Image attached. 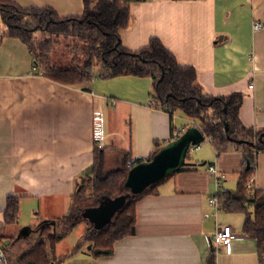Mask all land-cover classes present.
Returning <instances> with one entry per match:
<instances>
[{
    "label": "crops",
    "instance_id": "obj_1",
    "mask_svg": "<svg viewBox=\"0 0 264 264\" xmlns=\"http://www.w3.org/2000/svg\"><path fill=\"white\" fill-rule=\"evenodd\" d=\"M13 1L26 9L51 8L62 17L82 16L85 10L84 0ZM129 9L131 26L120 32L127 49L138 51L158 38L182 66L197 71V85L204 94L241 93L242 123L264 128V29H253L256 21L264 25V0L134 1ZM40 72L44 71L35 67L21 40L4 39L0 235L10 243L2 245L8 264H16L17 257L34 247L45 228L54 231L55 219L82 215L106 199L85 208L74 196L81 188L92 194L89 179L96 170L105 176L124 169L126 162L130 170L138 163L130 167L129 160H149L157 144L175 140L173 130L195 124L180 111L171 116L152 105L150 77L98 78L87 90ZM97 109L103 112V149L94 142ZM202 143L190 149L189 169L173 174L161 182L157 193L139 200L136 233L117 242L111 256L92 255L83 242L89 226L84 221L57 243V258L76 251L62 264H208L215 231L229 226L236 234L231 252L217 250L215 264H261L255 241L242 232L245 216L222 210L216 215L210 205L218 191L209 167L226 175L222 192L235 191L244 155L234 148L218 154L208 138ZM253 176L255 188L264 192V152L257 156ZM10 196L19 198L20 213L17 222L8 225L4 214Z\"/></svg>",
    "mask_w": 264,
    "mask_h": 264
},
{
    "label": "trees",
    "instance_id": "obj_2",
    "mask_svg": "<svg viewBox=\"0 0 264 264\" xmlns=\"http://www.w3.org/2000/svg\"><path fill=\"white\" fill-rule=\"evenodd\" d=\"M84 2L82 16L62 17L51 8L26 9L13 0H0V46L5 38L21 40L28 47L35 67L43 69L44 75L51 80L67 86L88 90L98 78H152V105L164 108L171 115L180 111L193 120L195 124L192 125L200 128L205 140H210L218 154L234 148L244 155L237 189L216 196L222 211L245 216L242 232L255 241L259 261L264 264V192L255 186L247 188L248 179L256 171L257 156L264 152V128L247 127L242 123L243 95L233 93L215 97L204 94L197 85V71L182 66L158 38L151 39L148 46L138 51L127 49L120 32L131 26L132 17L129 5L122 0ZM53 55L57 56L56 60ZM64 57H68L66 63L61 61ZM162 146L156 145L151 158ZM188 161H191L190 157ZM190 165L180 171L189 169ZM128 170L127 162L124 169L105 176H100L96 170L94 179H89L92 194L87 195L81 188L75 198L80 203L92 200L98 205L101 198L122 196L128 192L125 187ZM160 184L151 186L143 194H132L103 229H96L89 223L83 242L90 246L92 255L111 256L117 242L135 235L136 205L144 196L157 193ZM19 213V198L8 197L4 223H16ZM84 221L87 220L80 212L55 219L54 231L45 228L35 246L17 257L16 264H62L63 259L74 256L76 251L57 258V243ZM4 238L0 235V245H4ZM208 260V264H215V249Z\"/></svg>",
    "mask_w": 264,
    "mask_h": 264
},
{
    "label": "water",
    "instance_id": "obj_3",
    "mask_svg": "<svg viewBox=\"0 0 264 264\" xmlns=\"http://www.w3.org/2000/svg\"><path fill=\"white\" fill-rule=\"evenodd\" d=\"M204 140V134L199 127L187 128L179 138L164 145L151 159L136 164L128 171L125 181L127 193L117 198H106L98 206L84 209L83 217L96 229H103L110 224L132 194H143L151 186L163 182L192 164L187 161L190 149ZM9 244V240L4 243L5 246Z\"/></svg>",
    "mask_w": 264,
    "mask_h": 264
},
{
    "label": "built area",
    "instance_id": "obj_4",
    "mask_svg": "<svg viewBox=\"0 0 264 264\" xmlns=\"http://www.w3.org/2000/svg\"><path fill=\"white\" fill-rule=\"evenodd\" d=\"M124 4L129 5L134 2L135 0H122ZM141 1H150V0H141ZM253 29L254 31H258L261 29H264V25L259 22L256 21L253 24ZM40 74H44V72H40ZM254 87V85H250V88L252 89ZM96 123H95V131H94V142H95V146L97 149H103L106 146L105 143V135L103 133V123H102V119H103V112L101 109H97L96 110ZM174 113H172L171 116H173ZM185 128L180 127L179 129H175L173 132V139H177L180 137V135L184 132ZM200 146H198L199 148ZM195 147H191V149H193ZM197 149V147H196ZM137 162L136 161H128V165L130 167L134 166ZM209 173L212 174V176L215 179V188L216 191L222 192L223 189V182L226 179V175L223 173H219L218 170L216 169L215 166H210L208 169ZM254 181H255V176H252L248 179V184H247V188L251 189L254 186ZM216 193V195L218 194ZM213 196L210 199V205L212 207L215 208L216 210V215L217 213L221 210L218 200H217V196ZM206 218L209 217V214L205 215ZM236 238V234L233 232V230L231 229V227L229 226H224L222 228H219L215 231L213 238H212V246L213 248H215V250H226V252L230 253L231 252V248H232V242L234 241V239ZM0 264H8L7 261V257L6 254L4 253L3 250V246L0 245Z\"/></svg>",
    "mask_w": 264,
    "mask_h": 264
},
{
    "label": "rangeland",
    "instance_id": "obj_5",
    "mask_svg": "<svg viewBox=\"0 0 264 264\" xmlns=\"http://www.w3.org/2000/svg\"><path fill=\"white\" fill-rule=\"evenodd\" d=\"M58 54V53H57ZM53 58L56 60V58H57V56H55V55H53ZM63 63H66L67 61H68V57H64V58H62V60H61ZM204 145V144H203ZM195 155V153H192L191 154V157H193ZM90 191L88 190L87 191V193H89ZM94 205V201H89V202H84V203H82V207H87V206H93ZM86 225V224H85ZM84 228V226L82 227V228H80L81 230ZM73 237V240L74 239H76L77 237H76V235L74 234V236H72Z\"/></svg>",
    "mask_w": 264,
    "mask_h": 264
}]
</instances>
